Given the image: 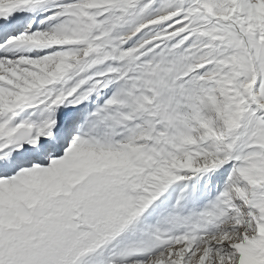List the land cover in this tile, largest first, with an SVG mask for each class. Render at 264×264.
Listing matches in <instances>:
<instances>
[{
	"label": "snow or ice",
	"instance_id": "6c2138e0",
	"mask_svg": "<svg viewBox=\"0 0 264 264\" xmlns=\"http://www.w3.org/2000/svg\"><path fill=\"white\" fill-rule=\"evenodd\" d=\"M0 264H264V0H0Z\"/></svg>",
	"mask_w": 264,
	"mask_h": 264
}]
</instances>
